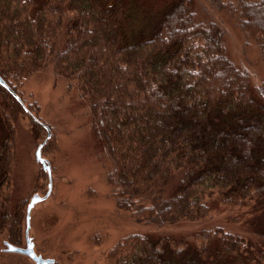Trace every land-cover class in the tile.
I'll return each instance as SVG.
<instances>
[{"label":"trees","instance_id":"16d2710c","mask_svg":"<svg viewBox=\"0 0 264 264\" xmlns=\"http://www.w3.org/2000/svg\"><path fill=\"white\" fill-rule=\"evenodd\" d=\"M41 70L84 108L115 207L146 229L105 264H264V0H0V78L20 99L0 85V234L13 244L27 204L10 194L17 117L45 129L19 89Z\"/></svg>","mask_w":264,"mask_h":264},{"label":"rangeland","instance_id":"374dc122","mask_svg":"<svg viewBox=\"0 0 264 264\" xmlns=\"http://www.w3.org/2000/svg\"><path fill=\"white\" fill-rule=\"evenodd\" d=\"M230 33L226 41L230 54L236 61L244 60L242 38L234 30ZM65 91L64 83L55 82L49 70L37 72L19 89L25 107H37V115L49 128L51 139L47 150H42V157L51 166L52 191L45 201L34 205L29 236L36 251L54 259L55 264H105L104 253L121 237L146 229L115 207L105 179L110 163L104 158L100 163L96 158L97 146L86 112ZM16 133L10 194L27 198L28 203L34 193L42 196L47 191L48 176L34 157L47 132L41 129L39 137H33L28 119L18 116ZM213 207L218 223L230 222L228 210L218 204ZM194 229L189 223H182L172 232L186 238ZM3 237L0 234V248ZM0 262L32 264L6 254H0Z\"/></svg>","mask_w":264,"mask_h":264},{"label":"water","instance_id":"95a60500","mask_svg":"<svg viewBox=\"0 0 264 264\" xmlns=\"http://www.w3.org/2000/svg\"><path fill=\"white\" fill-rule=\"evenodd\" d=\"M0 85L6 88L19 102L20 99L12 93V91L9 89V87L5 84V82L0 78ZM46 132H47V137L45 140H43L37 147L34 153L35 161L39 163L42 167V169L46 172L48 176V187L47 191L44 195L40 196L39 194H33L26 207V245L25 247H18L12 244L7 243V252H12V253H19L27 256L29 259H31L35 264H53V259L49 258H42L40 255L35 254L33 250V242L30 240L28 237V230H29V222H30V213L31 210L33 209L34 205L37 203H40L44 200H46L50 193H51V188H52V180H51V166L49 162H47L43 157H42V147L44 146L45 142L47 141L48 138H50V130L47 126H44Z\"/></svg>","mask_w":264,"mask_h":264},{"label":"flooded vegetation","instance_id":"af4514ba","mask_svg":"<svg viewBox=\"0 0 264 264\" xmlns=\"http://www.w3.org/2000/svg\"><path fill=\"white\" fill-rule=\"evenodd\" d=\"M34 194H37V193H34ZM27 204H26V207H27ZM25 218H26V208H25V217H24V221H23L24 222V229H23V224H22L21 239L19 240L18 244H13V243L9 242L6 239V237L4 236L3 239L1 240V245L3 247L0 248V254H6L7 256L8 255L9 256H16L19 259L24 258V259L28 260L29 262H31L32 264H35L31 259H29L27 256H25L23 254L12 253V252H7L6 251V249H7L6 244L7 243L12 244V245H15V246H18V247H25V245H26V231H25L26 230V221H25ZM29 229H30V226H29ZM28 237L33 242V240L31 239V237L29 236V230H28ZM22 242H23V244H22ZM33 250H34L35 254L40 255L42 258H47V257H43L41 253H39V252L36 251L34 242H33ZM49 259H52V258H49ZM53 261H54L53 264H55V260L54 259H53ZM0 264H1V262H0Z\"/></svg>","mask_w":264,"mask_h":264}]
</instances>
